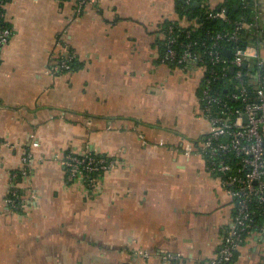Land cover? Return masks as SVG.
<instances>
[{"label": "crops", "instance_id": "obj_1", "mask_svg": "<svg viewBox=\"0 0 264 264\" xmlns=\"http://www.w3.org/2000/svg\"><path fill=\"white\" fill-rule=\"evenodd\" d=\"M176 2L90 0L76 14V0L6 1L0 264H166V252L199 264L222 244L234 200L204 156L185 150L208 128L200 73L162 59ZM66 53L78 66L54 69ZM68 152L116 164L89 186L67 178ZM27 153L18 210L7 198ZM231 264H264V233H249Z\"/></svg>", "mask_w": 264, "mask_h": 264}, {"label": "built area", "instance_id": "obj_2", "mask_svg": "<svg viewBox=\"0 0 264 264\" xmlns=\"http://www.w3.org/2000/svg\"><path fill=\"white\" fill-rule=\"evenodd\" d=\"M7 0H0V49L7 44L14 29L3 18ZM90 0H76V14ZM187 3L192 0H186ZM219 0L218 10L209 17L220 18L231 29L206 32L195 38L187 26L179 29L171 24L165 29V51L162 59L200 73L199 102L208 122L207 131L197 141H188L187 155H203L206 168L217 175L222 186L234 200L233 222L227 227L217 251L199 264H231L251 233L255 210L259 204L264 213V18L261 0H252V19H231L225 5ZM187 37V41L181 39ZM179 46V49L176 47ZM73 55L66 53L54 69L70 70ZM12 146L0 139L1 145ZM38 143H34L37 145ZM31 153L24 157V166L15 175V183L7 198L8 204L21 210L28 198L17 185L18 177L30 172ZM62 163L70 181L84 180L94 186L97 175L111 169L116 160L91 152L66 153ZM258 231L264 233V226ZM166 264H179L177 257L164 253Z\"/></svg>", "mask_w": 264, "mask_h": 264}, {"label": "trees", "instance_id": "obj_3", "mask_svg": "<svg viewBox=\"0 0 264 264\" xmlns=\"http://www.w3.org/2000/svg\"><path fill=\"white\" fill-rule=\"evenodd\" d=\"M220 4L221 3L213 4L210 2V0H192L189 3H187L186 0H177L176 2V12L178 15L177 19L167 21L166 27L173 24L176 27V29H179L182 26H187L183 24V22L181 23V20H188L189 22H191V24H189L187 28H190L192 30L195 38L202 36L208 31L212 33H216L219 31H224L225 29H231L232 28L231 23L228 24L226 21L221 20L220 18L209 17V13L218 10ZM225 5L228 10V16L231 19L253 18L252 0H227ZM166 27L164 28V30L166 29ZM181 39L187 41V37H183ZM161 46L164 52L166 47L165 38L161 39ZM177 48L179 49V46ZM70 62L72 68L74 66L76 67L78 66L76 58L73 57V59ZM169 63L175 66L184 67L183 65H178L173 62H169ZM262 71H264V69ZM251 206L255 210L253 216L255 219V224L257 225L254 226L253 229L258 230L262 226H264V213L261 212L259 208V204L252 203ZM247 235L248 233H245V239Z\"/></svg>", "mask_w": 264, "mask_h": 264}, {"label": "rangeland", "instance_id": "obj_4", "mask_svg": "<svg viewBox=\"0 0 264 264\" xmlns=\"http://www.w3.org/2000/svg\"><path fill=\"white\" fill-rule=\"evenodd\" d=\"M211 3L215 4V2H213L212 0H210Z\"/></svg>", "mask_w": 264, "mask_h": 264}, {"label": "flooded vegetation", "instance_id": "obj_5", "mask_svg": "<svg viewBox=\"0 0 264 264\" xmlns=\"http://www.w3.org/2000/svg\"><path fill=\"white\" fill-rule=\"evenodd\" d=\"M207 131V129L205 130V132Z\"/></svg>", "mask_w": 264, "mask_h": 264}]
</instances>
